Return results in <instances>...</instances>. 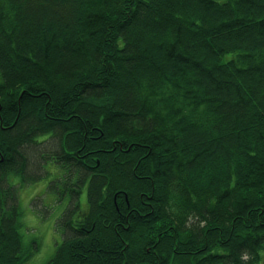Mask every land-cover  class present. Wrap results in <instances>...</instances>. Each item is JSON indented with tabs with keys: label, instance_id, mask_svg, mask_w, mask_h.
I'll return each mask as SVG.
<instances>
[{
	"label": "trees",
	"instance_id": "trees-1",
	"mask_svg": "<svg viewBox=\"0 0 264 264\" xmlns=\"http://www.w3.org/2000/svg\"><path fill=\"white\" fill-rule=\"evenodd\" d=\"M262 6L0 0V264L50 166L83 189L47 264H264Z\"/></svg>",
	"mask_w": 264,
	"mask_h": 264
},
{
	"label": "rangeland",
	"instance_id": "rangeland-1",
	"mask_svg": "<svg viewBox=\"0 0 264 264\" xmlns=\"http://www.w3.org/2000/svg\"><path fill=\"white\" fill-rule=\"evenodd\" d=\"M62 173L58 168L48 167L43 179L33 184H23L18 177L11 180L19 188L20 231L25 244L35 242L37 248L27 264H47L63 242L64 227L59 221L71 204V193L63 183ZM53 182L57 189H51ZM86 197L85 190L80 196L84 212Z\"/></svg>",
	"mask_w": 264,
	"mask_h": 264
},
{
	"label": "bare ground",
	"instance_id": "bare-ground-1",
	"mask_svg": "<svg viewBox=\"0 0 264 264\" xmlns=\"http://www.w3.org/2000/svg\"><path fill=\"white\" fill-rule=\"evenodd\" d=\"M195 11L196 10L192 8V12H195ZM260 11L264 12V6L260 7ZM211 85H213V84H211ZM230 102H231V100H230ZM61 152H63V149L59 148L58 149V154H60ZM54 156L56 157V153L54 154ZM49 157H46V159L41 160L40 163H39V159L35 158L36 159V165H37V167L39 166V169H38L39 172H40L41 167H44L47 163H49ZM50 167H54L56 169L58 168L57 166H50ZM82 189H83L82 185L77 186V185H73V183L70 182V193H71V195L75 196V191H77V190H79L80 193H81ZM64 190H67V189L64 188ZM200 254H201V251L198 248H194V249L190 250V253H189V255H192V256L200 255ZM184 260H186L185 256H181V255H179L178 253L175 252V263H180L181 264ZM202 263L204 264L205 262H202Z\"/></svg>",
	"mask_w": 264,
	"mask_h": 264
}]
</instances>
